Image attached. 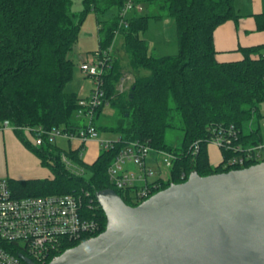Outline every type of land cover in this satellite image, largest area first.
Returning a JSON list of instances; mask_svg holds the SVG:
<instances>
[{
	"label": "trees",
	"instance_id": "trees-1",
	"mask_svg": "<svg viewBox=\"0 0 264 264\" xmlns=\"http://www.w3.org/2000/svg\"><path fill=\"white\" fill-rule=\"evenodd\" d=\"M126 1L81 0V9L73 12L71 0H0V123L8 121L22 146L51 173L43 179L5 180L13 198L66 194L79 198L83 215L99 226L92 237L102 233L106 224L95 199L98 191L113 189L126 205H138L131 189L115 188L107 175L118 151L129 143L148 144L177 155L166 181H156L158 192L184 182L192 172L204 177L239 169L224 167L228 159L239 155L233 150L218 149L221 160L211 163L212 129L232 125L236 143L252 147L260 144L259 127L264 118L259 111L264 106V44L239 47L237 60L216 59L214 30L240 17L234 8L237 0H134L141 10H130L121 21ZM157 4L174 21L176 54L155 56L142 37L149 20H163L159 14L144 13L147 6ZM112 8L116 9L113 18L97 21L98 51L107 53L110 67L102 76L104 103L96 110L93 124L99 134L117 135L118 140L113 148L100 149L91 162L83 158L85 145H69L67 150L47 140L35 145L33 129L77 128L75 113L81 98L65 90L74 67L70 53L87 14L104 15ZM253 17L257 30L264 32V13ZM118 38L128 67L136 73L123 92L117 91L122 69L111 55ZM105 106L117 113L114 126L96 124ZM175 128L182 134L179 146L165 142L166 131ZM195 142H199V151L193 156L188 152ZM62 156L80 166L83 173L69 171ZM248 166L250 163L244 168ZM81 242L64 240L56 256ZM0 245L25 252L20 243L0 240Z\"/></svg>",
	"mask_w": 264,
	"mask_h": 264
},
{
	"label": "water",
	"instance_id": "water-1",
	"mask_svg": "<svg viewBox=\"0 0 264 264\" xmlns=\"http://www.w3.org/2000/svg\"><path fill=\"white\" fill-rule=\"evenodd\" d=\"M95 199L104 231L48 264H264V161L192 172L135 207L113 189Z\"/></svg>",
	"mask_w": 264,
	"mask_h": 264
},
{
	"label": "built area",
	"instance_id": "built-area-1",
	"mask_svg": "<svg viewBox=\"0 0 264 264\" xmlns=\"http://www.w3.org/2000/svg\"><path fill=\"white\" fill-rule=\"evenodd\" d=\"M134 8L141 10L139 5H134V0H127L120 14L121 21ZM88 57L79 64V70L93 80L94 88L87 98L77 102V128L69 131L58 128L47 131L41 127L33 129L31 134L35 145H41L44 140L52 143L56 138H62L71 146L87 145L94 141L100 149L107 150L113 148L114 141L118 140H103L93 124L96 110L104 103L102 76L110 67L109 57L105 51H95ZM8 128L13 129L8 121L0 123V131ZM24 131L28 133L30 130ZM211 133L210 145L239 153L237 157L228 159L224 167L242 169L247 163L253 165L264 161V145L239 146L236 143L237 132L232 125L215 127ZM198 151L199 142H195L188 153L194 156ZM176 159L177 155L173 152L133 142L118 151L107 169V175L115 188L131 189L133 201L140 204L159 188L160 184L156 181H166ZM62 162L72 173H83L66 156H62ZM98 229L96 221L83 215L79 198L74 195L13 198L7 181L0 179V240L7 244L20 243L25 251L22 253L15 246L5 248L0 245V264H27L24 258L35 264H43L56 257L64 240L83 242L95 235Z\"/></svg>",
	"mask_w": 264,
	"mask_h": 264
},
{
	"label": "rangeland",
	"instance_id": "rangeland-1",
	"mask_svg": "<svg viewBox=\"0 0 264 264\" xmlns=\"http://www.w3.org/2000/svg\"><path fill=\"white\" fill-rule=\"evenodd\" d=\"M81 0H71V10L77 12L81 9ZM145 14H159L163 17V20L154 21L149 20L148 28L142 37L147 41L149 52L155 56H164L176 54V28L174 21L166 16V11L160 7L159 4L155 6H147L144 10ZM116 14V9L112 8L104 15H96L93 11H90L84 19V22L80 28L76 44L70 53V58L73 60V74L71 81L66 85V91L75 92L79 98H87L93 88L94 82L91 78L86 77L79 70V64L86 61L89 55L95 51H98V33H97V21L108 20L113 18ZM121 38H118L112 46L111 55L113 59H117L121 69L122 78L117 85V91H126L131 85L134 71H131L128 67L127 57L121 45ZM143 74V72H140ZM87 96V97H86ZM259 111L264 115V106H259ZM117 113L109 106H105L96 120L97 125L114 126L117 122ZM260 127H264V118L260 121ZM1 132V131H0ZM4 132L2 134H5ZM100 138L103 140H117V135L100 133ZM182 134L177 128L168 129L165 133V142L171 146H179L181 143ZM16 143L19 144V140L16 139ZM55 144L60 150H67L69 143L62 139L56 138ZM91 146V145H90ZM89 145H85V149L82 150L83 158L86 162H91L96 154H98L100 147L97 145L95 153L89 155ZM210 150V151H209ZM213 147L208 148V156L212 158V151L217 156V150ZM219 155V153H218ZM75 168L82 169L75 163H71ZM51 176L50 171L47 168L40 166L36 158L26 150L22 145H7L6 141L0 139V179H43Z\"/></svg>",
	"mask_w": 264,
	"mask_h": 264
},
{
	"label": "crops",
	"instance_id": "crops-1",
	"mask_svg": "<svg viewBox=\"0 0 264 264\" xmlns=\"http://www.w3.org/2000/svg\"><path fill=\"white\" fill-rule=\"evenodd\" d=\"M234 8L240 17L237 20H231L222 24L213 33L214 48L217 51L216 59L219 62L239 59L240 54L236 52L239 47H251L264 44V32L257 30L253 17V15L264 13V0H237ZM259 128V142L264 145V127ZM3 131L7 133L2 134ZM0 139L4 142L6 141L7 145H22L20 142L19 144L16 143L17 138L11 128L0 132ZM87 145H91L88 149V154L95 153L97 144L94 141H90ZM209 147H213L218 151L213 145ZM218 153L219 151L217 152V156H215L214 151H212L213 157L210 158V161L214 165L221 160L220 153L219 155Z\"/></svg>",
	"mask_w": 264,
	"mask_h": 264
}]
</instances>
